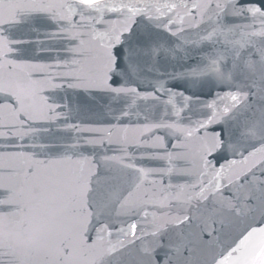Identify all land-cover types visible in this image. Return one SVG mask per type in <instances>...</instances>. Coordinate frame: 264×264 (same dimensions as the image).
Here are the masks:
<instances>
[{
	"label": "snow or ice",
	"instance_id": "1",
	"mask_svg": "<svg viewBox=\"0 0 264 264\" xmlns=\"http://www.w3.org/2000/svg\"><path fill=\"white\" fill-rule=\"evenodd\" d=\"M0 264H264V0H0Z\"/></svg>",
	"mask_w": 264,
	"mask_h": 264
},
{
	"label": "water",
	"instance_id": "2",
	"mask_svg": "<svg viewBox=\"0 0 264 264\" xmlns=\"http://www.w3.org/2000/svg\"><path fill=\"white\" fill-rule=\"evenodd\" d=\"M211 130V129H210Z\"/></svg>",
	"mask_w": 264,
	"mask_h": 264
}]
</instances>
